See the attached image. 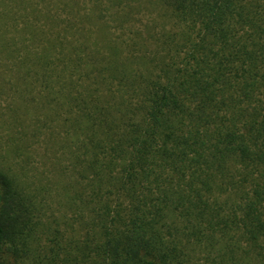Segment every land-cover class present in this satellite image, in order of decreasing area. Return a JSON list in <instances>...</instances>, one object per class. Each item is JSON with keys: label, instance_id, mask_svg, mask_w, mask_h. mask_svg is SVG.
<instances>
[{"label": "trees", "instance_id": "1", "mask_svg": "<svg viewBox=\"0 0 264 264\" xmlns=\"http://www.w3.org/2000/svg\"><path fill=\"white\" fill-rule=\"evenodd\" d=\"M12 2L0 0V128L13 131L0 142V264L40 234L38 189L5 159L41 137L81 230L67 264H264V21L252 7L155 0L172 26L123 37L91 13L60 25Z\"/></svg>", "mask_w": 264, "mask_h": 264}, {"label": "rangeland", "instance_id": "2", "mask_svg": "<svg viewBox=\"0 0 264 264\" xmlns=\"http://www.w3.org/2000/svg\"><path fill=\"white\" fill-rule=\"evenodd\" d=\"M5 1L10 6L14 3L12 0ZM30 1L40 11V15H43L40 16L41 21L46 19V12H52L60 25H65L67 20L78 22L83 18V22L90 25L88 20H85L87 18L85 15L91 13L98 22L103 20L110 25V33L113 36L127 37L134 29L143 32L146 28H151L153 31L161 30L164 26L166 28L172 26V20L163 19L162 8L154 3L155 0ZM245 2L255 11L256 17L264 21V0H245ZM125 6L129 13L128 17H122L125 15ZM8 131L3 126L0 128V142L4 143L2 151L7 147L4 140L13 135V131L11 134ZM15 155L17 154L7 155L6 165L12 170H17L19 174L20 171L22 172L20 178L29 186L28 190L38 189L41 226L38 240L32 244L30 252L20 258L21 260L10 254L6 262L7 264H45L46 255H48L53 259V264H67V251L72 250L73 238H80V227L77 221L72 223L73 211L66 203L62 184L59 183L61 178L54 164L55 156L52 148L41 137L36 145L32 144L20 157ZM25 158L27 160L24 161Z\"/></svg>", "mask_w": 264, "mask_h": 264}]
</instances>
